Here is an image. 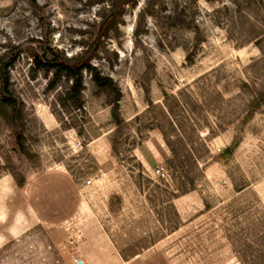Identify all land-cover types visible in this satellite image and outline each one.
<instances>
[{
  "label": "rangeland",
  "instance_id": "374dc122",
  "mask_svg": "<svg viewBox=\"0 0 264 264\" xmlns=\"http://www.w3.org/2000/svg\"><path fill=\"white\" fill-rule=\"evenodd\" d=\"M113 3L0 0V264H264V0Z\"/></svg>",
  "mask_w": 264,
  "mask_h": 264
},
{
  "label": "trees",
  "instance_id": "16d2710c",
  "mask_svg": "<svg viewBox=\"0 0 264 264\" xmlns=\"http://www.w3.org/2000/svg\"><path fill=\"white\" fill-rule=\"evenodd\" d=\"M133 3L134 0H114L111 13L108 16V21L113 22L124 6ZM87 54L88 52H85L84 56ZM87 61L88 59H86V57L66 59L54 54L52 57L46 59L34 57L33 64L37 70L52 71V82H56L61 77L71 80V90L76 94H79L81 88V73L83 70L89 71L91 69ZM12 65L13 62L4 63L0 60V97L8 106L12 105L13 102L10 100L9 96V82L6 73ZM92 79L95 85L101 88L105 87L109 81L107 78L95 73H92Z\"/></svg>",
  "mask_w": 264,
  "mask_h": 264
},
{
  "label": "built area",
  "instance_id": "2783aa9c",
  "mask_svg": "<svg viewBox=\"0 0 264 264\" xmlns=\"http://www.w3.org/2000/svg\"><path fill=\"white\" fill-rule=\"evenodd\" d=\"M89 183H90V182H88V181L86 182L87 185H88Z\"/></svg>",
  "mask_w": 264,
  "mask_h": 264
}]
</instances>
